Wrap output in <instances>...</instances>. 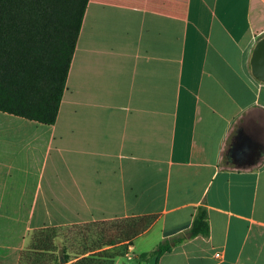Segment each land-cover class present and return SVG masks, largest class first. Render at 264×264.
<instances>
[{
	"label": "crops",
	"instance_id": "0c3cea01",
	"mask_svg": "<svg viewBox=\"0 0 264 264\" xmlns=\"http://www.w3.org/2000/svg\"><path fill=\"white\" fill-rule=\"evenodd\" d=\"M262 37L264 0H88L55 122L0 111V264L34 229L154 215L137 258L199 206L208 236L156 264H264Z\"/></svg>",
	"mask_w": 264,
	"mask_h": 264
},
{
	"label": "trees",
	"instance_id": "16d2710c",
	"mask_svg": "<svg viewBox=\"0 0 264 264\" xmlns=\"http://www.w3.org/2000/svg\"><path fill=\"white\" fill-rule=\"evenodd\" d=\"M88 0H0V111L44 124L56 120L60 100ZM154 215L129 216L34 229L17 264H96L108 247L132 244L154 222ZM203 206L182 236L166 238L148 253L145 263L192 237H207ZM64 246L55 252V241ZM30 253L22 263L23 256ZM49 253V256L45 255Z\"/></svg>",
	"mask_w": 264,
	"mask_h": 264
},
{
	"label": "rangeland",
	"instance_id": "374dc122",
	"mask_svg": "<svg viewBox=\"0 0 264 264\" xmlns=\"http://www.w3.org/2000/svg\"><path fill=\"white\" fill-rule=\"evenodd\" d=\"M155 231H152L151 233H149L148 235H146L145 237H142L141 239H138L135 242V250H134V254H138L141 253L143 251H151L152 247H153V241L156 237ZM30 236L31 233L28 234V241L25 245L24 248H26L29 244L30 241ZM154 236V239H151V237ZM64 246V242L62 241L61 238L56 239L55 241V252L53 256H57V251L60 247ZM125 245H117L115 247H108L105 253V256H109V255H115L118 254L116 256H114L113 259H99L96 261V264H141L140 261L138 260V258L136 257H132V258H128L127 257V250L126 247H124ZM30 253L27 254V256H23L22 259V263L25 262L26 260H28ZM46 257L49 256V253H47L45 255ZM55 264H71L70 262L67 263H55Z\"/></svg>",
	"mask_w": 264,
	"mask_h": 264
},
{
	"label": "water",
	"instance_id": "95a60500",
	"mask_svg": "<svg viewBox=\"0 0 264 264\" xmlns=\"http://www.w3.org/2000/svg\"><path fill=\"white\" fill-rule=\"evenodd\" d=\"M250 65L252 75L256 79L264 82V37L256 42L252 51ZM156 260V255H152L148 258L145 264H156ZM61 263H63V261H61Z\"/></svg>",
	"mask_w": 264,
	"mask_h": 264
},
{
	"label": "built area",
	"instance_id": "2783aa9c",
	"mask_svg": "<svg viewBox=\"0 0 264 264\" xmlns=\"http://www.w3.org/2000/svg\"><path fill=\"white\" fill-rule=\"evenodd\" d=\"M129 248H130V244L127 245V252H128V250H129ZM126 255H127L128 258L131 257V255L128 254V253H127ZM215 255H216V257H220V254H219V253H216Z\"/></svg>",
	"mask_w": 264,
	"mask_h": 264
}]
</instances>
